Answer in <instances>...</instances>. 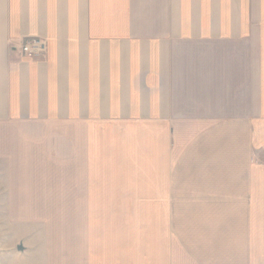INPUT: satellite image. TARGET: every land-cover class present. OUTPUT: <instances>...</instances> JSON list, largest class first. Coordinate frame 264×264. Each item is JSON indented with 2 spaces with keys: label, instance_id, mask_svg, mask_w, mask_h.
Wrapping results in <instances>:
<instances>
[{
  "label": "crops",
  "instance_id": "crops-1",
  "mask_svg": "<svg viewBox=\"0 0 264 264\" xmlns=\"http://www.w3.org/2000/svg\"><path fill=\"white\" fill-rule=\"evenodd\" d=\"M7 125L72 130L75 197L135 209L163 256L264 264V0H0Z\"/></svg>",
  "mask_w": 264,
  "mask_h": 264
},
{
  "label": "rangeland",
  "instance_id": "rangeland-1",
  "mask_svg": "<svg viewBox=\"0 0 264 264\" xmlns=\"http://www.w3.org/2000/svg\"><path fill=\"white\" fill-rule=\"evenodd\" d=\"M73 142L72 130L0 126V264H234L230 256L190 257L192 250L179 248L163 256L151 238L139 239L135 209H117L112 196L106 208L95 196L88 204L76 198L74 172L84 183ZM151 148L144 146L145 161ZM143 213L151 218V210ZM226 235L204 241V249L227 255Z\"/></svg>",
  "mask_w": 264,
  "mask_h": 264
},
{
  "label": "built area",
  "instance_id": "built-area-1",
  "mask_svg": "<svg viewBox=\"0 0 264 264\" xmlns=\"http://www.w3.org/2000/svg\"><path fill=\"white\" fill-rule=\"evenodd\" d=\"M46 51L45 42L42 39H31L24 43L21 47V52L24 56L37 58L43 55Z\"/></svg>",
  "mask_w": 264,
  "mask_h": 264
},
{
  "label": "water",
  "instance_id": "water-1",
  "mask_svg": "<svg viewBox=\"0 0 264 264\" xmlns=\"http://www.w3.org/2000/svg\"><path fill=\"white\" fill-rule=\"evenodd\" d=\"M18 249H19L20 251H24V247H22V246H20Z\"/></svg>",
  "mask_w": 264,
  "mask_h": 264
}]
</instances>
